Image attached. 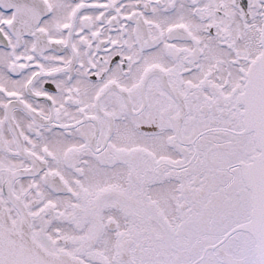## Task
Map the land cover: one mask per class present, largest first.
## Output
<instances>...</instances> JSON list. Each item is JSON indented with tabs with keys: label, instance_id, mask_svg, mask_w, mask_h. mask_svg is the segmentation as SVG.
I'll use <instances>...</instances> for the list:
<instances>
[{
	"label": "snow or ice",
	"instance_id": "obj_1",
	"mask_svg": "<svg viewBox=\"0 0 264 264\" xmlns=\"http://www.w3.org/2000/svg\"><path fill=\"white\" fill-rule=\"evenodd\" d=\"M0 264H264V0H0Z\"/></svg>",
	"mask_w": 264,
	"mask_h": 264
}]
</instances>
